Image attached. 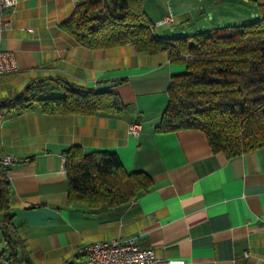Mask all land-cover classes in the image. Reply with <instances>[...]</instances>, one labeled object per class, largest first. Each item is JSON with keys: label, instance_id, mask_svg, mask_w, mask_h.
Instances as JSON below:
<instances>
[{"label": "crops", "instance_id": "1", "mask_svg": "<svg viewBox=\"0 0 264 264\" xmlns=\"http://www.w3.org/2000/svg\"><path fill=\"white\" fill-rule=\"evenodd\" d=\"M257 3L264 0H142L160 37L253 20ZM74 5L17 0L8 9L11 26L0 33V47L12 51L16 70L0 75V101L31 80L46 79L52 91L61 86L48 78L89 88L113 80L125 108L91 115L0 109V152L19 159L6 176L18 252L28 258L23 264L83 261L87 244L127 236L180 264H264V145L227 156L212 151L199 129H156L171 75L185 64L130 43L80 45L60 27ZM165 16L171 21L157 24ZM132 122L140 124L137 136L127 133ZM73 144L114 152L126 172L150 176L152 187L97 210L68 202L64 150ZM5 247L0 239V256Z\"/></svg>", "mask_w": 264, "mask_h": 264}, {"label": "trees", "instance_id": "2", "mask_svg": "<svg viewBox=\"0 0 264 264\" xmlns=\"http://www.w3.org/2000/svg\"><path fill=\"white\" fill-rule=\"evenodd\" d=\"M257 7V17L241 24L160 37L142 0H75L60 27L88 48L130 43L138 52L166 51L171 61L184 63L182 72L171 75L168 103L156 129H199L212 151L232 156L264 145V3ZM48 79L61 86L60 94L45 89L46 79L31 80L0 109L91 115L125 108L112 88L97 92L62 78ZM6 170L0 167V239L6 245L0 259L23 264L28 258L18 252L21 239L11 221ZM64 171L68 202L93 210L127 203L152 187L150 176L126 172L114 152H87L79 144L64 150Z\"/></svg>", "mask_w": 264, "mask_h": 264}, {"label": "built area", "instance_id": "3", "mask_svg": "<svg viewBox=\"0 0 264 264\" xmlns=\"http://www.w3.org/2000/svg\"><path fill=\"white\" fill-rule=\"evenodd\" d=\"M17 0H0V33L11 26V19L7 16L9 8ZM171 21L165 16L157 24ZM16 70V62L11 50L0 47V75ZM4 101H0V107ZM140 124L132 122L127 126V133L137 136ZM17 156L0 152V167L5 169L17 162ZM83 261L67 260L63 264H180L182 259H162L155 255L151 247L140 246L135 236L116 238L110 241H94L84 247Z\"/></svg>", "mask_w": 264, "mask_h": 264}, {"label": "water", "instance_id": "4", "mask_svg": "<svg viewBox=\"0 0 264 264\" xmlns=\"http://www.w3.org/2000/svg\"><path fill=\"white\" fill-rule=\"evenodd\" d=\"M118 84V81H104V82H100L98 84H96L95 86V90L97 92H100V91H103V90H106V89H110L114 86H116Z\"/></svg>", "mask_w": 264, "mask_h": 264}, {"label": "rangeland", "instance_id": "5", "mask_svg": "<svg viewBox=\"0 0 264 264\" xmlns=\"http://www.w3.org/2000/svg\"><path fill=\"white\" fill-rule=\"evenodd\" d=\"M114 87H115V86H114ZM51 93H52L53 95H58V94L61 93V91L58 89V87H57V88L55 87ZM1 263H3V262L0 261V264H1Z\"/></svg>", "mask_w": 264, "mask_h": 264}]
</instances>
